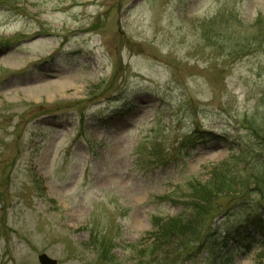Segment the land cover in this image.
<instances>
[{
    "label": "rangeland",
    "instance_id": "obj_1",
    "mask_svg": "<svg viewBox=\"0 0 264 264\" xmlns=\"http://www.w3.org/2000/svg\"><path fill=\"white\" fill-rule=\"evenodd\" d=\"M226 163L260 180L154 248ZM263 172L264 0H0V264H211L264 217Z\"/></svg>",
    "mask_w": 264,
    "mask_h": 264
},
{
    "label": "trees",
    "instance_id": "obj_2",
    "mask_svg": "<svg viewBox=\"0 0 264 264\" xmlns=\"http://www.w3.org/2000/svg\"><path fill=\"white\" fill-rule=\"evenodd\" d=\"M209 135L213 134L196 131L190 138L189 144H198L199 140L207 138ZM239 160L240 162H246L247 159L242 157V160ZM234 170L233 167L226 163L215 167L211 171L206 183L202 184L199 181L189 183V193H187L189 195L183 203L182 212L177 217L164 221L156 219L154 231L151 233V236L154 237V248L157 243L178 240L184 250H187L192 244L200 240L203 228L211 215L220 206L219 200L222 197L221 195L234 193L237 188L247 190L251 181L254 182L256 178L260 180L259 175L255 177L252 174L242 177L239 173H235ZM261 174H264V172ZM258 183L262 185L261 181H258ZM168 200L175 201L172 197H168ZM242 235L243 239L237 241V243L234 242L236 245L233 249L232 244L228 243L229 240L222 243L224 247L229 249L228 254L225 257L222 255L215 257V260L211 264H233L234 252L241 251L243 248L249 251L258 250V264H264V217L262 219L259 217V220L253 223L252 229L246 228ZM230 240L236 241V235L230 237ZM100 251L101 255L103 254L102 251L105 252L107 260L112 259L110 249L106 248V250L102 249Z\"/></svg>",
    "mask_w": 264,
    "mask_h": 264
},
{
    "label": "water",
    "instance_id": "obj_3",
    "mask_svg": "<svg viewBox=\"0 0 264 264\" xmlns=\"http://www.w3.org/2000/svg\"><path fill=\"white\" fill-rule=\"evenodd\" d=\"M40 264H59L57 260L50 258L47 254H42L38 257Z\"/></svg>",
    "mask_w": 264,
    "mask_h": 264
}]
</instances>
